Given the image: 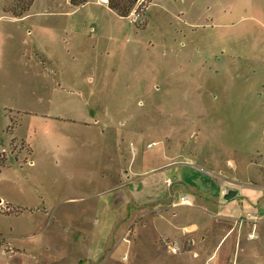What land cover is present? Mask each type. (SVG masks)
<instances>
[{
    "label": "rangeland",
    "instance_id": "374dc122",
    "mask_svg": "<svg viewBox=\"0 0 264 264\" xmlns=\"http://www.w3.org/2000/svg\"><path fill=\"white\" fill-rule=\"evenodd\" d=\"M16 1L0 264H264V223L244 221L264 220V0H139L140 19L35 0L23 20Z\"/></svg>",
    "mask_w": 264,
    "mask_h": 264
},
{
    "label": "trees",
    "instance_id": "16d2710c",
    "mask_svg": "<svg viewBox=\"0 0 264 264\" xmlns=\"http://www.w3.org/2000/svg\"><path fill=\"white\" fill-rule=\"evenodd\" d=\"M35 0H18L12 6V8H5L4 11L8 14H10L15 19H21L25 16V14L30 10L32 5L34 4ZM90 0H70V4L73 6H80L83 4L88 3ZM110 5L109 8L116 12L121 17H130L133 12L136 10L137 5V13L138 11L141 12L138 13V18H142L145 15V8L142 6L141 8L138 6L139 0H109ZM135 9V10H134ZM138 22V20H137ZM5 158L3 156L0 158V172L2 167L5 165Z\"/></svg>",
    "mask_w": 264,
    "mask_h": 264
},
{
    "label": "crops",
    "instance_id": "0c3cea01",
    "mask_svg": "<svg viewBox=\"0 0 264 264\" xmlns=\"http://www.w3.org/2000/svg\"><path fill=\"white\" fill-rule=\"evenodd\" d=\"M98 3L99 4H101V2H100V0H98ZM101 5H103V4H101ZM103 6H107V5H103ZM108 9L110 10V11H112L109 7H108ZM114 12V11H113ZM28 15H25L23 18H21V19H16V20H23V19H25L26 17H27ZM174 172V171H173ZM179 174V173H178ZM180 174H182V172H180ZM179 174V175H180ZM176 176H177V172H176ZM168 180L170 181L169 183V185H171V187L174 185L173 184V181L170 179V178H168ZM177 184L178 185H180V186H184V189L186 188V186L185 185H183V183H182V181H181V177H177ZM186 189H189V188H186ZM236 196H237V193H236ZM183 197H186L185 195H183L181 198H183ZM181 198H180V201H181ZM2 204V203H1ZM137 207H139V208H141L142 207V205L141 206H139V205H137V204H135ZM167 205V204H166ZM177 205H183V204H181V202H179V203H174V204H172L171 206H172V208H174L175 206H177ZM168 206V208H170L169 206L170 205H167ZM228 207V206H227ZM143 208V207H142ZM194 209H196V208H194ZM106 210V209H105ZM213 217H218L219 219H222V220H224V221H227V222H230L231 224H233L234 226H236V225H239V227H243V228H245L246 227V225L245 224H241L240 222L238 223V222H236L237 220H235V219H233V218H231V217H221V216H214L213 215ZM245 222H249L247 219L246 220H244ZM244 221H242V222H244ZM256 221H257V223H256V228L258 227V225L260 224H262V223H264V220L263 219H259L258 220V218L256 217ZM236 222V223H235ZM251 223V222H250ZM253 227H254V225H253ZM199 230V228L197 227V226H195V225H193V226H189V227H187L186 229H185V233L186 234H189V233H193L194 231H198ZM252 234V233H251ZM251 234H249V236L251 235ZM204 237V236H203ZM206 238V237H205ZM250 238V237H249ZM190 244L191 245H193L194 244V241H190ZM157 252L156 253H154V252H152V256H153V258H157Z\"/></svg>",
    "mask_w": 264,
    "mask_h": 264
},
{
    "label": "built area",
    "instance_id": "2783aa9c",
    "mask_svg": "<svg viewBox=\"0 0 264 264\" xmlns=\"http://www.w3.org/2000/svg\"><path fill=\"white\" fill-rule=\"evenodd\" d=\"M100 2H101V4H103V5H108L109 4V0H100ZM134 14H137V11H135V12H133V14L132 15H134ZM137 19H138V17H137ZM170 182V181H169ZM181 204H183V205H191V202H190V200L187 198V197H183V198H181ZM247 220L249 221V222H251V223H253V225H254V228L256 227V223H257V221H256V217L254 216V215H250V214H248V216H247ZM250 239H253L255 236H254V234L252 233L250 236ZM166 250H167V252L169 253V254H173V255H177V254H179V252H180V248H179V246L176 244V243H173V242H166ZM196 257L198 256L197 254L195 255ZM128 259V256L126 255L125 257H124V260H127ZM206 264H211L209 261L206 263Z\"/></svg>",
    "mask_w": 264,
    "mask_h": 264
},
{
    "label": "water",
    "instance_id": "95a60500",
    "mask_svg": "<svg viewBox=\"0 0 264 264\" xmlns=\"http://www.w3.org/2000/svg\"><path fill=\"white\" fill-rule=\"evenodd\" d=\"M236 197V192L234 191H229L226 196H225V200L226 201H230L232 199H234ZM2 203V200H0V204Z\"/></svg>",
    "mask_w": 264,
    "mask_h": 264
}]
</instances>
